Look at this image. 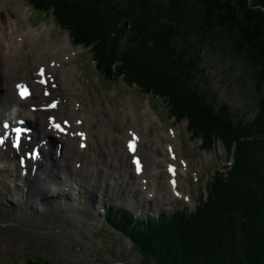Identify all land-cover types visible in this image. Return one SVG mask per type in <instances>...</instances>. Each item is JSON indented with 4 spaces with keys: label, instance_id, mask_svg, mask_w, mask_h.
<instances>
[{
    "label": "trees",
    "instance_id": "1",
    "mask_svg": "<svg viewBox=\"0 0 264 264\" xmlns=\"http://www.w3.org/2000/svg\"><path fill=\"white\" fill-rule=\"evenodd\" d=\"M27 1L33 10L50 14L73 44L88 49L100 73L122 77L161 98L170 118L188 122L192 137L209 149L221 141L232 154L226 174L216 172L207 197L202 195L193 210L145 220L135 219L126 207H110L107 219L126 231L143 264H264V0H170L167 8L161 0H129L131 12L121 0ZM159 14L174 27L171 39L192 45L136 49L134 40L125 41L131 30L127 20L141 21L150 34ZM186 21L190 24L184 29ZM200 33L220 34L236 50L251 52L263 87L250 121L236 122L229 107L216 106L202 91L200 57L192 47Z\"/></svg>",
    "mask_w": 264,
    "mask_h": 264
},
{
    "label": "rangeland",
    "instance_id": "2",
    "mask_svg": "<svg viewBox=\"0 0 264 264\" xmlns=\"http://www.w3.org/2000/svg\"><path fill=\"white\" fill-rule=\"evenodd\" d=\"M121 1L125 3L126 12H131L129 0ZM161 1L166 8L171 3L170 0ZM0 5L4 7L3 10L13 12L23 25L30 24L39 31L47 29L48 36L43 37L46 44L63 46L66 41L71 44L76 53L57 65V73L62 74L63 69L66 68L69 73L74 74V81L82 84L83 93L77 98L83 106H101L99 111L96 110V114L99 118L103 115L107 116L104 122L109 118L112 119L107 107H112L117 115L121 116L124 106L127 108L133 106L140 114V124L144 127L146 122L150 123L151 143L158 145L159 151L166 154V157L170 152L168 142H173L175 153L177 152L176 155L182 160L176 173L178 188L184 190L181 193L179 189L175 191L169 188L166 180L163 190L159 191L154 198H151L147 192L137 196L138 200L146 204V209L143 210L134 200L125 198L126 190L115 188L116 191L112 192L109 188L107 192H103L104 197L100 196L99 204L89 209L86 194L82 190L81 193L77 192V189L68 192L63 191L62 187L59 190L61 194L58 192L62 200L66 199L76 207L91 212L97 219L93 220L89 213L90 215L83 220L84 223H81V215L84 216V214L80 212L79 216L69 214L64 221L60 222L56 215L47 217L48 214L42 211L39 220L48 228L43 232H37L32 223L20 222L19 236H15L14 241L8 240L6 247L0 250V264H43L45 262H47L45 264H143L146 261L126 231L107 219L106 212L109 211L110 205L128 207L134 213L135 219L145 220L160 213L175 212L177 209L193 210L200 202L202 195L204 198L207 197L208 187L214 180L216 172L220 170L226 174L227 167L233 161L232 154L225 149L221 141L215 142L209 149L201 140L192 137L188 131V122H177L170 118L166 103L161 98L144 94L138 87L128 84L122 77L115 78L100 73L92 60L91 52L73 44L68 31L59 26L50 14L33 10L27 0H0ZM4 14L1 13L0 21L5 19ZM149 15L147 14L146 17L148 18ZM154 18L158 20L155 19V30L150 34L144 33V23L141 21L137 25L133 20H127V28L131 30L127 32L125 41H128V38L134 40L132 43L136 49H140L143 44L181 49L184 43H190L181 38L179 42H175L176 40L170 37L174 33V27L164 22L161 14ZM189 24L186 21L183 24L184 29H187ZM197 39L192 47L200 57L197 76L200 79L202 91L207 92L208 99L216 106L229 107L228 110L232 112L236 122L250 121L257 112V95L263 87L257 78L258 72L252 66L251 52L236 50L232 42L220 34L200 33ZM190 44L192 45V42ZM36 86L42 89L41 80L37 79ZM65 119L61 116L58 119L63 126H66ZM168 139L170 141H166ZM162 168L167 178L164 164ZM0 169L11 170L8 165H1ZM77 169L76 174L79 173V168ZM76 178L79 180V177ZM89 180L101 181L99 175ZM228 214L232 217L234 215L233 212ZM59 244H63V247L61 248Z\"/></svg>",
    "mask_w": 264,
    "mask_h": 264
},
{
    "label": "bare ground",
    "instance_id": "3",
    "mask_svg": "<svg viewBox=\"0 0 264 264\" xmlns=\"http://www.w3.org/2000/svg\"><path fill=\"white\" fill-rule=\"evenodd\" d=\"M3 9L0 5V15L5 13V19L0 21V136L5 137L0 144V165L7 164L11 170L0 169V250L20 233V222L32 223L37 232L47 229L39 220L42 211L47 217L56 215L60 222L67 215L79 216L80 212L84 214L81 223L90 214L93 220L97 219L91 212L62 200V187L68 192L82 190L89 209L99 204L100 196L104 197L103 192L109 188L112 192L115 188L126 190L125 198L134 200L143 210L146 204L137 196L147 192L154 198L166 180L169 188L183 193L176 175L182 160L176 155L173 142H168L167 158L158 145L151 143L150 123L143 127L133 106H124L121 116L107 107L112 119L106 122L107 116L99 118L96 114L101 106H83L77 98L83 93L82 84L75 82L74 74L66 68L62 74L57 73V65L76 53L71 44H46L43 37L48 36L47 29L39 31L30 24L23 25L13 12ZM40 69H44L43 76ZM44 76L46 83L40 89L36 81ZM18 84L28 88V96H20ZM52 104L55 107H47ZM60 116L69 119H65L66 126L59 122ZM17 121H28L35 129L20 151L12 145V122ZM54 123L65 131L54 128ZM131 140L137 144L134 152L128 147ZM35 143L44 147V154L28 157ZM134 158L142 165L141 173ZM97 175L101 181L89 180ZM59 246L62 248L63 244Z\"/></svg>",
    "mask_w": 264,
    "mask_h": 264
},
{
    "label": "snow or ice",
    "instance_id": "4",
    "mask_svg": "<svg viewBox=\"0 0 264 264\" xmlns=\"http://www.w3.org/2000/svg\"><path fill=\"white\" fill-rule=\"evenodd\" d=\"M40 74H41V76H43L44 69H40ZM41 82L42 83H46L45 80H42ZM16 87L19 90V94H20L21 97H26L27 95H29L28 88L26 86H24L22 84H18V85H16ZM45 94H47V93H45ZM48 107H55V104L49 105ZM65 123H67V122H65ZM7 126L8 125H5V127H7ZM52 126L54 128H56V129H58L59 131H62V132L65 131V129L60 124L54 123ZM14 131L17 133L16 140L14 141V146L18 147L19 144H20V134L23 133V132H28V131H30V129H27V128H16V129H14ZM79 135L83 136V133H80ZM4 142L5 141H4L3 137H0V144H3ZM81 146L83 147V145H81ZM128 147H129V149L131 151H135L134 140L129 141ZM30 155L35 158L36 156H38V153L33 152V153H30ZM133 163L136 164L137 171H139L140 170L139 159L138 158H134L133 159Z\"/></svg>",
    "mask_w": 264,
    "mask_h": 264
}]
</instances>
